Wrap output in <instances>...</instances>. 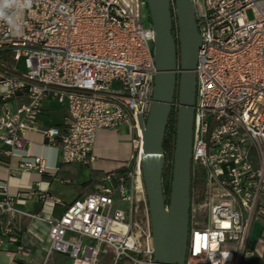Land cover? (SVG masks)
I'll use <instances>...</instances> for the list:
<instances>
[{"label": "built area", "instance_id": "2783aa9c", "mask_svg": "<svg viewBox=\"0 0 264 264\" xmlns=\"http://www.w3.org/2000/svg\"><path fill=\"white\" fill-rule=\"evenodd\" d=\"M193 1L202 46L185 264H240L243 255L252 253L246 249L252 224L261 220L264 225V0ZM154 43L147 0H33L24 10L19 35L0 21V49L15 53L12 66L0 59L5 156L27 150L26 133L38 128L48 98L68 108L63 128L43 131L47 142L62 149L65 163L91 165L100 130L125 125L136 133L132 159L120 169L125 171L106 173L60 218L24 212L49 227L43 264L53 253L69 256L74 264H101V259L154 264L150 217L140 216L133 196V180L143 183L142 122L150 112L158 71ZM19 94L26 101L13 108L10 101ZM22 166L47 171L42 156ZM39 196L45 204L61 203L47 192ZM8 212H19L10 196L0 201V215ZM197 213L205 214V226L193 223Z\"/></svg>", "mask_w": 264, "mask_h": 264}, {"label": "crops", "instance_id": "0c3cea01", "mask_svg": "<svg viewBox=\"0 0 264 264\" xmlns=\"http://www.w3.org/2000/svg\"><path fill=\"white\" fill-rule=\"evenodd\" d=\"M24 101L25 95L19 94L10 102L15 108ZM3 113L4 102L0 99V116ZM67 114L66 104L48 98L39 116L38 128L26 133L27 150H16L14 155L8 157L2 153L4 146L0 145V201L10 196L14 199L15 208L19 210L16 213L0 215V264H43L50 245L49 227L24 212L47 219L60 218L76 199L90 194L95 184L106 173L121 171L125 163L132 159L136 133L123 125L117 129H103L98 132L94 149L96 159L91 165L65 163L62 149L47 142L43 131L50 127L63 128ZM35 156L45 159V173L23 168L22 164ZM131 166H135L134 160ZM133 186L134 206L139 208L140 214L141 206L147 202V197L139 178L133 180ZM32 191L37 194L25 196ZM41 192L59 198L61 203L56 206L45 204L39 196ZM261 200L264 203V194ZM117 205H124L123 208L128 206L121 201H118ZM146 216L148 214L144 215ZM69 238L73 239L74 235L70 234ZM20 246H23L24 250H20ZM246 249L252 253L243 255L240 264H264V225L261 220L252 224ZM54 254L69 257L53 253L48 259V264H51Z\"/></svg>", "mask_w": 264, "mask_h": 264}, {"label": "water", "instance_id": "95a60500", "mask_svg": "<svg viewBox=\"0 0 264 264\" xmlns=\"http://www.w3.org/2000/svg\"><path fill=\"white\" fill-rule=\"evenodd\" d=\"M155 30L153 102L142 122V179L149 205L154 264H185L191 230L192 153L196 68L202 39L193 0H147ZM175 9L178 46L173 34ZM178 91V102H176ZM178 107L170 202L164 183V143L174 106Z\"/></svg>", "mask_w": 264, "mask_h": 264}, {"label": "rangeland", "instance_id": "374dc122", "mask_svg": "<svg viewBox=\"0 0 264 264\" xmlns=\"http://www.w3.org/2000/svg\"><path fill=\"white\" fill-rule=\"evenodd\" d=\"M142 14L144 16V18H147V14L148 11L147 10H143ZM248 15L250 18H253V13L251 10H249ZM14 51L11 49H0V58L4 59L8 62L9 65H14L15 60H14ZM20 66H24L23 64V60L21 62L18 63ZM120 86V82L116 81L115 85H114V89H118ZM171 172H172V159H170V157L165 159L164 162V171H163V175H164V179L166 181H170V176H171ZM127 205V203H125ZM117 205V202H116ZM122 208L125 207L124 205H120ZM140 216L144 217V215L149 216V205L148 202H144V205L141 206L140 209ZM193 223L197 224L200 227H203L207 224V218L205 216V214L203 213H197L195 215V217L193 218ZM51 264H74L73 259H70L69 257H65V256H59L57 254H54L52 259H51ZM101 264H110L107 262V259H101Z\"/></svg>", "mask_w": 264, "mask_h": 264}, {"label": "trees", "instance_id": "16d2710c", "mask_svg": "<svg viewBox=\"0 0 264 264\" xmlns=\"http://www.w3.org/2000/svg\"><path fill=\"white\" fill-rule=\"evenodd\" d=\"M172 11H173V21H174L173 34L179 46L180 42H179L178 19H177L174 8L172 9ZM176 102H178V95L176 97ZM177 119H178V107L177 105H175L172 110L171 116H170L169 125L167 129L165 143H164V159H166L167 157L168 158L170 157V159H172V172L170 176V181H166L163 175V183H164V190H165L167 203L170 202V198H171V188H172V179H173V163H174V153H175L176 133H177ZM123 170L125 171V169Z\"/></svg>", "mask_w": 264, "mask_h": 264}, {"label": "clouds", "instance_id": "9594fccd", "mask_svg": "<svg viewBox=\"0 0 264 264\" xmlns=\"http://www.w3.org/2000/svg\"><path fill=\"white\" fill-rule=\"evenodd\" d=\"M33 0H0V21L5 22L13 35L22 31V17L25 9H31Z\"/></svg>", "mask_w": 264, "mask_h": 264}, {"label": "flooded vegetation", "instance_id": "af4514ba", "mask_svg": "<svg viewBox=\"0 0 264 264\" xmlns=\"http://www.w3.org/2000/svg\"><path fill=\"white\" fill-rule=\"evenodd\" d=\"M177 95H178V91H177Z\"/></svg>", "mask_w": 264, "mask_h": 264}]
</instances>
